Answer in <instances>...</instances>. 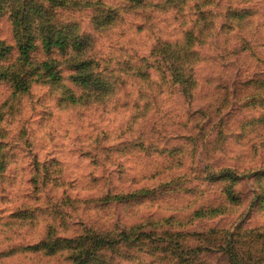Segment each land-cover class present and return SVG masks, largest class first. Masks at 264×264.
<instances>
[{
    "label": "clouds",
    "instance_id": "clouds-1",
    "mask_svg": "<svg viewBox=\"0 0 264 264\" xmlns=\"http://www.w3.org/2000/svg\"><path fill=\"white\" fill-rule=\"evenodd\" d=\"M0 264H264V0H0Z\"/></svg>",
    "mask_w": 264,
    "mask_h": 264
}]
</instances>
